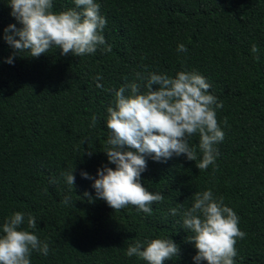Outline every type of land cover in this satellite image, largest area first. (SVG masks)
I'll list each match as a JSON object with an SVG mask.
<instances>
[{
  "label": "trees",
  "instance_id": "obj_1",
  "mask_svg": "<svg viewBox=\"0 0 264 264\" xmlns=\"http://www.w3.org/2000/svg\"><path fill=\"white\" fill-rule=\"evenodd\" d=\"M95 2L107 20L101 34L110 52L101 46L80 57L59 49L20 57L3 36L9 24L21 25L0 0V227L15 212L36 217L37 229L23 227L49 244V254L33 252L30 264H147L125 252L138 240L157 238H170L180 249L163 264H195L196 249L186 239L191 233L169 210L190 208L196 193L210 189L246 233L235 245L234 264H264V0ZM74 7L73 0H53L55 12ZM179 44L187 53L177 52ZM9 57L12 64L5 62ZM180 71L202 75L223 104L216 109L225 136L216 145L215 166L196 168L199 136L190 137L194 162L183 154L165 162L145 157L140 183L164 196L150 206L151 215L132 205L113 210L80 173L95 178L97 169L115 168L103 152L115 91L136 82L138 73L175 78ZM72 170L74 189L63 175Z\"/></svg>",
  "mask_w": 264,
  "mask_h": 264
},
{
  "label": "clouds",
  "instance_id": "obj_2",
  "mask_svg": "<svg viewBox=\"0 0 264 264\" xmlns=\"http://www.w3.org/2000/svg\"><path fill=\"white\" fill-rule=\"evenodd\" d=\"M73 2L74 8L55 12L53 0H7L10 15L21 25L17 28L9 24L4 29L3 39L13 49V56L27 51V57H39L59 49L61 55L80 57L94 54L105 46L101 33L107 20L100 14V5L95 0ZM103 51L110 52L111 46L103 47ZM187 51L184 44L177 45L178 53ZM251 52L258 53L256 45H252ZM5 62L12 64V57ZM97 87L103 86L98 83ZM210 87L199 73L180 71L175 78L157 73L145 77L138 73L136 82L116 90L114 106L107 108L106 127L110 136L103 151L115 168L103 166L97 169L95 178L87 172L80 173L82 178L93 180L95 198L104 200L116 211L132 205L151 215L150 206L162 202L164 196L148 191L140 183L141 173L147 167L145 157L165 162L183 154L194 162L197 152L190 146L189 138L196 135L202 152L196 168L203 171L210 165L215 166L219 156L216 145L223 141L225 133L216 115V109L223 104L209 93ZM223 123L227 126L226 118ZM96 124L93 116L90 127ZM86 154L91 156L92 151ZM73 170L63 174L71 189L75 183ZM83 196L92 200L87 192ZM63 203L70 204L71 198L66 197ZM169 211L174 216L179 213L182 229L191 233L186 239L196 249L192 258L195 264L201 261L234 264L235 245L246 233L240 230V218L223 203L222 197L215 198L209 189L196 193L190 208ZM25 224L27 229H37L36 217L15 212L0 227V264H30L33 252L45 257L49 254V244L41 241L34 231L25 229ZM179 253V246L172 239L157 238L136 241L125 255L135 256L147 264H163L165 260L178 258Z\"/></svg>",
  "mask_w": 264,
  "mask_h": 264
}]
</instances>
